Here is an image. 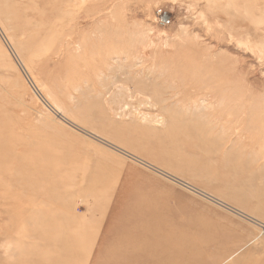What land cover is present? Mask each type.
<instances>
[{"label": "rangeland", "instance_id": "obj_1", "mask_svg": "<svg viewBox=\"0 0 264 264\" xmlns=\"http://www.w3.org/2000/svg\"><path fill=\"white\" fill-rule=\"evenodd\" d=\"M0 11V264H264V0Z\"/></svg>", "mask_w": 264, "mask_h": 264}, {"label": "bare ground", "instance_id": "obj_2", "mask_svg": "<svg viewBox=\"0 0 264 264\" xmlns=\"http://www.w3.org/2000/svg\"><path fill=\"white\" fill-rule=\"evenodd\" d=\"M71 1H72V0H71ZM0 2H1V0H0ZM4 2H5V0H4ZM2 3H3V0H2ZM25 3H26V2H25ZM59 3H60V2H59ZM73 3H74V1H73ZM5 4H7V3H5ZM5 4H4V5H5ZM12 4H13V3H12ZM19 4H20V3H19ZM53 4H54V3H53ZM1 5H2V4H1ZM8 5H10V4L8 3ZM28 5H29V4H28ZM2 6H3V5H2ZM219 6H220V5H219ZM3 7H4V8H8V7H5V6H3ZM9 7H10V6H9ZM11 9H12V8H11ZM9 10H10V9H9ZM9 10L6 9V11H9ZM58 10H59V9H58ZM10 11H11V10H10ZM10 11H9V12H10ZM35 11H36V10H35ZM37 11H38V10H37ZM37 11H36V12H37ZM49 12H50V11H49ZM226 12H228V11H226ZM10 13H11V12H10ZM10 13H9V15H11ZM228 13H229V12H228ZM228 13H226V14H228ZM230 14H231V13H230ZM0 15H1V11H0ZM229 16H230V15H229ZM3 17H4V19L1 18V19H0L1 21H2V20H3V21L5 20V16H4V14H3ZM229 18H230V17H229ZM6 20H7V18H6ZM3 21H2L1 23H3ZM4 23H6V21H5ZM16 23H17V22H16ZM233 23H234V22H233ZM245 23H247V22H245ZM252 23H253V22H252ZM8 24H9V23H8ZM11 24H12V23H11ZM17 24H18V23H17ZM17 24H15V25H16V28H17ZM240 24H241V23H240ZM255 24H256V23H255ZM15 25H14V26H15ZM19 25H20V23H19ZM26 25H27V24H26ZM9 26H10V25H9ZM21 26H22V25H20V27H21ZM232 26H233V25H232ZM237 26H238V25H237ZM257 26H258V25H257ZM10 27L13 28L12 25H11ZM27 27H28V26H27ZM240 27H242V24H241ZM245 27H246V26H245ZM6 28H7V27H6ZM12 28H10V29L12 30ZM16 28H15V29H16ZM10 29H8V30H10ZM26 29H28V28H26ZM26 29H25V30H26ZM5 30L8 31L7 29H5ZM12 32H13V31H12ZM19 32H20V31H19ZM251 32H252V31H251ZM21 33H22V32H21ZM37 33H38V32H37ZM37 33H36V34H37ZM36 34H35V36H36ZM99 34H100V33H99ZM245 34H247V33H245ZM248 34H249V33H248ZM251 34H253V33H251ZM37 35H39V34H37ZM243 35H244V34H243ZM25 36H26V35H25ZM263 36H264V35H263ZM246 37H248V36H246ZM258 37H259V36H258ZM260 38H261V37H260ZM23 39H24V38H23ZM23 39H22V40H23ZM31 39H32V38H31ZM14 40L16 41V39H14ZM28 41H29V40H28ZM28 41H27V42H28ZM256 41H257V40H256ZM21 42H22V41H21ZM24 42H25V41H24ZM235 42H236V41H235ZM244 42H245V41H244ZM253 42H254V41H253ZM254 43H255V42H254ZM258 43H260V42H258ZM258 43H257V44H258ZM262 43L264 44V41H263ZM13 44H15V43H13ZM255 44H256V43H255ZM15 45H17V44H15ZM260 45H261V43H260ZM18 46H19V45H18ZM257 46H258V45H257ZM14 47H16V46H14ZM19 47H20V46H19ZM17 48H18V47H17ZM29 48H30V47H29ZM20 51H21V52H24L25 49H24V48H20ZM20 51H19V53H20ZM16 52H17V50H16ZM141 53H142V52H141ZM17 54H18V53H17ZM22 57H23V56H22ZM22 57H21V58H22ZM24 57H25V56H24ZM42 59H43V58H42ZM23 62H24V60H23ZM26 62H27V64H29V66H30V64L33 65L32 62H31V63L29 62V58L26 59ZM31 67H32V66H31ZM110 69H111V68H110ZM172 98H173V97H172ZM199 100H200V99H199ZM207 101H208V100H207ZM200 103H201V102H200ZM200 103H199V105H200ZM203 103H204V102H203ZM188 112H189V111H188ZM190 189L193 190L194 192H197L194 188H190ZM197 193H198V192H197ZM219 204H220V203H219ZM228 209H230V208H228ZM230 210H231V209H230ZM263 227H264V226H263Z\"/></svg>", "mask_w": 264, "mask_h": 264}, {"label": "trees", "instance_id": "obj_3", "mask_svg": "<svg viewBox=\"0 0 264 264\" xmlns=\"http://www.w3.org/2000/svg\"><path fill=\"white\" fill-rule=\"evenodd\" d=\"M161 20H162L163 22H166V21H167V18H166L164 15H161Z\"/></svg>", "mask_w": 264, "mask_h": 264}]
</instances>
